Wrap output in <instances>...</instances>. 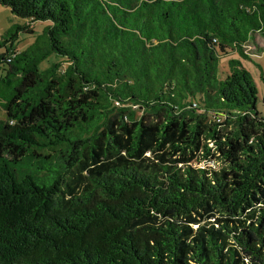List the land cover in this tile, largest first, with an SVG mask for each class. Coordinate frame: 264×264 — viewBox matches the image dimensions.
Instances as JSON below:
<instances>
[{
  "label": "trees",
  "instance_id": "trees-1",
  "mask_svg": "<svg viewBox=\"0 0 264 264\" xmlns=\"http://www.w3.org/2000/svg\"><path fill=\"white\" fill-rule=\"evenodd\" d=\"M0 4V264H264V0Z\"/></svg>",
  "mask_w": 264,
  "mask_h": 264
},
{
  "label": "rangeland",
  "instance_id": "rangeland-1",
  "mask_svg": "<svg viewBox=\"0 0 264 264\" xmlns=\"http://www.w3.org/2000/svg\"><path fill=\"white\" fill-rule=\"evenodd\" d=\"M30 22L27 19L16 16L12 13L11 8L5 5L0 4V41L3 39V36L6 35V39H8V43L6 46L0 47V54L11 51L14 49L15 51L24 50L30 44L34 43L39 37H41L42 30L47 22H35L32 26L34 27L33 33H28L25 30H18L17 35L7 34L9 29H13L14 26H26ZM257 38V46L260 49L264 50V38L260 36V33L256 34ZM11 42L14 43V48L11 45ZM253 47V46H251ZM252 52L256 53L255 47L251 49ZM262 56H253L251 58L242 57L238 53H231L230 55H225L222 57L220 62V72L223 74L224 72H228L230 69L228 65V61L230 58H240L243 62L244 66L250 71L252 76L254 77L257 87H258V100H257V110L260 115L264 118V53H261ZM8 65L6 63L2 64V74H6V68ZM4 97L0 96V121L6 119V112L3 109L1 102ZM45 153H49V151H45ZM205 166V162L201 163ZM207 165L209 166H219L217 162L210 161Z\"/></svg>",
  "mask_w": 264,
  "mask_h": 264
},
{
  "label": "built area",
  "instance_id": "built-area-1",
  "mask_svg": "<svg viewBox=\"0 0 264 264\" xmlns=\"http://www.w3.org/2000/svg\"><path fill=\"white\" fill-rule=\"evenodd\" d=\"M245 47H246V50H245L246 53L249 54L250 56H251V55H253V56H258V57L262 56L261 54H258V53H255V52H252L251 49H252L253 47H251V45H246Z\"/></svg>",
  "mask_w": 264,
  "mask_h": 264
}]
</instances>
